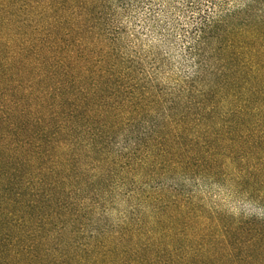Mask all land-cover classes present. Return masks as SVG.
<instances>
[{
	"label": "trees",
	"instance_id": "1",
	"mask_svg": "<svg viewBox=\"0 0 264 264\" xmlns=\"http://www.w3.org/2000/svg\"><path fill=\"white\" fill-rule=\"evenodd\" d=\"M9 86L0 185L34 177L0 197V264H264V0H0ZM72 161L116 172L134 205L70 255L47 242ZM187 167L263 214L203 210L170 182Z\"/></svg>",
	"mask_w": 264,
	"mask_h": 264
},
{
	"label": "rangeland",
	"instance_id": "2",
	"mask_svg": "<svg viewBox=\"0 0 264 264\" xmlns=\"http://www.w3.org/2000/svg\"><path fill=\"white\" fill-rule=\"evenodd\" d=\"M28 77L29 75L27 74L23 75L21 80L26 81ZM8 89L12 90L10 86L9 88L0 87V107L14 100ZM83 163L85 162L72 161L67 164L69 166L68 171H64L63 169L66 164L64 165V162H61L62 172L54 175L58 176V180L61 179V185L58 187L60 189L59 192L53 190L54 198L59 203H66V205L74 204L71 207L73 211L68 214L69 224L65 222L64 231L58 234L55 233L57 235L55 236L56 238H50L47 246L49 248H54L61 244L72 246L70 255H73L75 252L74 246L87 242L86 236H91V233H93L91 241L99 240L97 238L99 236L98 233L109 225H120L121 221L124 220L121 218L123 214L126 213L128 216L133 215L131 211L134 202H127L126 196L121 194L123 192L120 187L121 180L119 181L116 172L109 170L107 167H94L93 170L91 168L93 165ZM183 172L172 173L170 175L172 178L170 182H174L178 188L181 187L182 196L193 194L198 199H203V210L208 211L217 207L222 213L229 212L235 215H239L240 213H245L246 215L263 214L262 210L256 207L251 198L246 203L244 201L245 197H243L245 194L226 183L224 179L219 180V185L208 186L205 181L198 180V171L195 167L184 168ZM32 177L34 176H29L28 179L24 178L28 181ZM23 179L17 178L14 181V185L10 188V193L4 190L7 183L6 179H4L2 185H0V197L4 195H7L9 198L15 197L23 186ZM99 195L102 196V200L99 202L101 205H96L94 201L99 198ZM79 203H84L87 206V212H85L86 215H82L84 211L81 212V215L74 220L75 211L78 209ZM5 208L2 207L1 210L4 212ZM6 210L11 211L10 206ZM52 235H54V231H52Z\"/></svg>",
	"mask_w": 264,
	"mask_h": 264
}]
</instances>
